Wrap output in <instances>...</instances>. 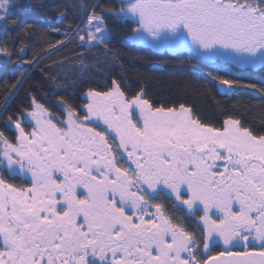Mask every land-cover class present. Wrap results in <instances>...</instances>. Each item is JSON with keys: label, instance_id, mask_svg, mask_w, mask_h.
Masks as SVG:
<instances>
[{"label": "snow or ice", "instance_id": "snow-or-ice-1", "mask_svg": "<svg viewBox=\"0 0 264 264\" xmlns=\"http://www.w3.org/2000/svg\"><path fill=\"white\" fill-rule=\"evenodd\" d=\"M36 6L0 0V72L20 69L0 77V264H264V118L198 102L264 94L243 75L264 72V0H74L25 61L38 25L20 12ZM117 32L170 55L131 56L151 69L186 67L185 87L157 97L113 72L130 56ZM70 45L60 72L40 67ZM37 68L49 91L13 106Z\"/></svg>", "mask_w": 264, "mask_h": 264}, {"label": "trees", "instance_id": "trees-1", "mask_svg": "<svg viewBox=\"0 0 264 264\" xmlns=\"http://www.w3.org/2000/svg\"><path fill=\"white\" fill-rule=\"evenodd\" d=\"M25 2H27V0H25ZM73 2L74 0H33L34 4L43 6H36L31 8L25 7L20 12V17L22 18L24 23L38 25L36 35H34L29 42L28 51L25 55V61L31 59L36 53L41 52V50L45 46L44 41L46 39H51L53 41L56 39H60V37L54 33H49L48 36H44L39 29L61 27L56 9L60 8L61 10H63L64 5ZM87 2H90V0H87ZM101 2H106V0H101ZM112 2L116 3L118 2V0H112ZM73 14V10L69 9V20L72 19ZM22 27L23 24L21 25V28ZM113 27H118V25H113ZM18 30L19 29H10V31L13 32ZM113 42L117 47L122 48L125 52L130 53V56L124 58V69L114 68L112 69V71L117 73L123 72L134 88L138 87L139 81L143 79L149 90V93L159 97L162 95H175L177 94V89L185 87L183 83L175 81L174 76L180 71L188 72V69L186 67L173 69L165 66L159 69H151L149 65L143 63L142 61L131 58V56H148L154 59H170L171 57L169 54L156 53L150 49H146L138 45L128 44L127 41H125L123 32H117L114 35ZM18 43L19 42H17V44ZM72 47L73 46L70 45L68 48H63L59 52L54 53L50 58L45 59L40 67L46 69L51 67V71L54 74L60 72L61 60L64 57H68L69 60L72 59ZM77 51H79V49H77ZM97 55H99L100 58L103 59L102 52L98 53L97 50H94L92 56L95 57ZM179 59H184V56H180ZM21 66L23 68H27L26 63L22 62ZM63 67L66 70L71 71L70 65H64ZM13 71L18 73L20 69H12L10 66L8 72H0V77H10ZM28 71V79L26 80L23 89H21V92L19 93L17 99L13 102V106L15 105V103L19 102V99L23 96L25 90H35L38 89L39 85L43 84V90L46 92L49 91L50 82H47L46 78L41 76L39 68L35 70L29 69ZM145 73H147V76L144 75ZM190 74L191 73L189 72V75ZM243 75L245 76V78L253 82H264V72H261L259 69L246 70L243 72ZM72 78L75 79V77ZM92 86H95V84H93ZM81 90L82 89H78L73 96V99L77 104L87 102L86 100L79 99ZM59 94L71 95L72 89L69 88L68 93H65L61 90ZM216 101H219L220 106L229 109H231L233 105H236L241 111L245 113V118L253 119V122L257 125H259L260 120L264 118V111H262L261 108V106L264 105V94H261L259 91H253L250 89L242 90L227 99L217 95L215 101L212 99L211 95L205 94L199 97L198 102L200 103L202 111L219 120L222 119V117L219 116ZM2 102V97H0V103Z\"/></svg>", "mask_w": 264, "mask_h": 264}]
</instances>
